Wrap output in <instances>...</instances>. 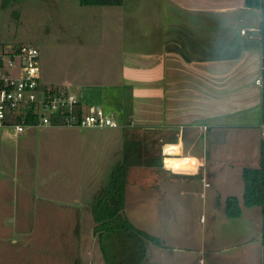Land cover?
<instances>
[{
  "label": "crops",
  "instance_id": "1",
  "mask_svg": "<svg viewBox=\"0 0 264 264\" xmlns=\"http://www.w3.org/2000/svg\"><path fill=\"white\" fill-rule=\"evenodd\" d=\"M37 1L35 12L22 8L16 19L26 23L32 12L35 24L48 26L45 40L31 42L39 50L40 84L74 95L82 114L96 107L113 115L119 127L0 130V264H93L96 251L103 261L89 211L114 157L121 164L130 142L140 145L142 159L194 160L192 166L164 163L157 173L139 167L142 176L204 177L209 170L218 180L223 173V203L233 196L242 207L238 218L225 216L222 243L213 227L209 243L190 235L191 247L150 246L145 264H264L262 211L242 206L241 176L245 167L258 168L264 133L261 11L245 0H123L118 7ZM245 28L255 29L254 39L239 35ZM221 131L240 134L222 161L216 154ZM205 132L206 159L193 152ZM170 146L178 154L164 155ZM64 164L71 174L61 181L56 173ZM133 168L127 185L135 182ZM99 169L100 179L87 185ZM38 172L44 178L36 189Z\"/></svg>",
  "mask_w": 264,
  "mask_h": 264
},
{
  "label": "rangeland",
  "instance_id": "2",
  "mask_svg": "<svg viewBox=\"0 0 264 264\" xmlns=\"http://www.w3.org/2000/svg\"><path fill=\"white\" fill-rule=\"evenodd\" d=\"M3 2L4 0H0L1 44L34 46L35 44L33 45L31 42L35 41L36 38L39 40L46 38L47 24H35V19L33 18L32 12H35L33 8H37V0H11L8 5L3 4ZM22 8L24 10L31 8L32 11L26 12L28 17V22L26 23H19L16 19L17 13ZM11 129L0 128L4 132H9ZM26 129H29V127H25L23 131ZM80 129L84 130L83 128ZM238 134L239 132H220L219 137L221 138V143L217 146L218 152L216 153L218 159L221 161L227 159L231 151V142L235 143L237 141L235 139H237ZM117 135L114 134V151L120 140ZM206 137V132L200 133L199 142L193 151L203 156L204 159H206L204 154L206 153L205 149L207 145ZM153 139L151 138V144H155L153 143ZM92 140H99V138ZM184 155H186L185 152ZM25 157H27V153H24ZM118 162V157H114V166ZM70 166L66 164L61 165L60 171L56 175H59V177L62 175V177L67 178V175L71 174ZM72 170L74 171V168ZM103 171L99 169V172L94 176L90 175L89 177L93 180H86L87 185L100 179V174ZM133 171L135 172L132 181L135 182L126 187L127 205L125 207V214L137 229L157 237L161 240L162 244H165L164 246L166 244L167 247L169 246L167 249L175 247L176 245L179 247H186L187 245L191 247V244L185 240L186 236L190 235L198 237L199 241L202 238L209 243L208 238L211 234L210 230L213 227L215 232L212 235L219 238L220 243L224 241V233L227 231L225 224L228 223V219L224 215L223 201L225 193L223 190L227 186H224L221 182L223 173L220 175V178H217L218 180H214L215 177L209 170L207 172L208 174H205L204 177L201 173L196 177H187L184 175L170 174L169 172L142 176L143 171L146 170L139 167H134ZM32 173L33 171L30 169L29 174ZM38 174L39 172L35 173L37 177L33 176V183H36L34 184L36 189L41 188L37 186V183H41L42 178H44L42 174ZM71 181L73 179L69 180V184H72ZM218 190L221 192V195H219ZM88 198L92 200L90 197ZM88 219L91 220L90 217ZM95 253L93 264H103V261L100 260L97 254L98 252L96 251ZM218 255L222 257L225 255L224 251H219ZM177 262H179V258H177Z\"/></svg>",
  "mask_w": 264,
  "mask_h": 264
},
{
  "label": "trees",
  "instance_id": "3",
  "mask_svg": "<svg viewBox=\"0 0 264 264\" xmlns=\"http://www.w3.org/2000/svg\"><path fill=\"white\" fill-rule=\"evenodd\" d=\"M82 7H118L123 0H78ZM3 4H7L4 1ZM245 6L261 11L260 43L264 57V0H245ZM264 74V59L262 61ZM27 112H25L26 114ZM37 115L21 114L17 124L31 126L37 123ZM132 167H148L156 173L162 169L157 158L142 159L140 145L126 143L122 163L112 170L100 199L90 208L98 250L104 264H145L150 246L162 248L160 239L137 229L125 214V190ZM242 206L260 207L262 211V243L264 245V145L261 143L258 168H243ZM236 197L229 196L224 203V214L229 219L241 216L242 209Z\"/></svg>",
  "mask_w": 264,
  "mask_h": 264
},
{
  "label": "built area",
  "instance_id": "4",
  "mask_svg": "<svg viewBox=\"0 0 264 264\" xmlns=\"http://www.w3.org/2000/svg\"><path fill=\"white\" fill-rule=\"evenodd\" d=\"M239 35L254 39L255 29H241ZM38 58L39 50L35 46L0 43V128H12L21 133L25 127H119L114 116L100 108L92 107L82 114L78 99L66 90L42 87ZM255 83L260 84V80ZM28 112L31 116L37 115V123L31 126L15 123L17 117ZM262 143L264 145V133Z\"/></svg>",
  "mask_w": 264,
  "mask_h": 264
},
{
  "label": "bare ground",
  "instance_id": "5",
  "mask_svg": "<svg viewBox=\"0 0 264 264\" xmlns=\"http://www.w3.org/2000/svg\"><path fill=\"white\" fill-rule=\"evenodd\" d=\"M179 151L178 147L176 146H170V147H165L164 148V155L169 154L170 156L176 154ZM178 154V153H177ZM164 163L166 164H170V165H180V164H185L187 166H192L194 165V160L191 159H177V158H170V157H166L164 159Z\"/></svg>",
  "mask_w": 264,
  "mask_h": 264
},
{
  "label": "water",
  "instance_id": "6",
  "mask_svg": "<svg viewBox=\"0 0 264 264\" xmlns=\"http://www.w3.org/2000/svg\"><path fill=\"white\" fill-rule=\"evenodd\" d=\"M162 164H163V166H164V159H163V161H162Z\"/></svg>",
  "mask_w": 264,
  "mask_h": 264
}]
</instances>
